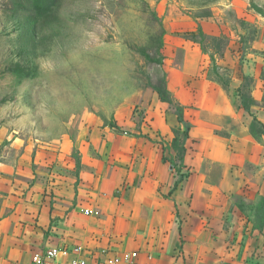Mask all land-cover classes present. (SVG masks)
Segmentation results:
<instances>
[{"label": "rangeland", "instance_id": "1", "mask_svg": "<svg viewBox=\"0 0 264 264\" xmlns=\"http://www.w3.org/2000/svg\"><path fill=\"white\" fill-rule=\"evenodd\" d=\"M245 66L264 78V0H0V226L12 216L17 245L23 225L73 238L87 218L70 225L67 209L52 213L57 189L83 182L91 130L116 127V117L145 121L169 97L170 71L225 83L232 73L241 85ZM165 105L175 114L176 103ZM162 148L187 175L178 151ZM25 233L19 264H32L42 236Z\"/></svg>", "mask_w": 264, "mask_h": 264}, {"label": "crops", "instance_id": "2", "mask_svg": "<svg viewBox=\"0 0 264 264\" xmlns=\"http://www.w3.org/2000/svg\"><path fill=\"white\" fill-rule=\"evenodd\" d=\"M252 48H262L261 41ZM261 69L242 71L253 79L249 110L240 104L241 78L232 73L226 88L201 74L188 81L193 78L182 71L168 73L166 89L192 124L181 167L187 175L176 188L175 166L163 160L162 147L179 123L164 101L148 109L147 121L129 115L116 117L114 128L94 127L82 156L83 182L77 191L59 187L52 213L67 209L63 223L85 217V226H72L71 238L60 226L43 237L39 225L35 231L23 225L25 240L17 245L19 227L9 216L0 226V264L27 257L28 231L42 236L32 254L82 244L95 251L138 250L136 264H264V134L250 131L253 117L264 124Z\"/></svg>", "mask_w": 264, "mask_h": 264}, {"label": "built area", "instance_id": "3", "mask_svg": "<svg viewBox=\"0 0 264 264\" xmlns=\"http://www.w3.org/2000/svg\"><path fill=\"white\" fill-rule=\"evenodd\" d=\"M86 209V214H91ZM151 256L148 255V258ZM139 258L138 250L120 249L113 247L101 248L97 251L76 244L67 246H46L35 251L31 256L32 264H136Z\"/></svg>", "mask_w": 264, "mask_h": 264}, {"label": "trees", "instance_id": "4", "mask_svg": "<svg viewBox=\"0 0 264 264\" xmlns=\"http://www.w3.org/2000/svg\"><path fill=\"white\" fill-rule=\"evenodd\" d=\"M255 9L258 12L262 13V11L259 7H255ZM209 38L212 41H216L215 37H209ZM216 48H219V42L217 43ZM242 79H243V82L240 85V87L238 88V95L241 98L240 104L245 110H249L251 105L255 104V101L251 97V94H250L251 86L253 84V79L250 76H246V75H244L242 77ZM262 79L264 80V78H262ZM216 81L219 82L223 87H225V88L227 87V83L222 82L221 79H217ZM163 91H164L163 93H167L169 95V92L166 89V87L164 88ZM157 92H159V95L161 94L160 91H157ZM162 101L167 102L170 105L175 103L170 95L167 99H165V98L162 99ZM175 114H176L177 121L180 125H182V128L181 129H179V128L175 129L174 133L176 134L177 132H179V130H181V133L179 136L178 135L174 136L172 138L171 142L167 145L169 147H172L176 151H178V153H179L178 158H179V161H180L181 166H182L183 155L185 153V141L189 136V130L191 129L192 124L190 121H188L187 119L184 118L183 108L178 104L176 105V108H175ZM250 131H251V134H253L254 136L264 134V124L261 123L256 117H253V119L250 123ZM163 160L166 161L168 159L163 155ZM169 162L171 163L172 161H169ZM184 176L185 175L182 173L179 174V176L177 177V180L175 181L174 188H176V186L183 179ZM262 202L264 203V198L262 199Z\"/></svg>", "mask_w": 264, "mask_h": 264}]
</instances>
